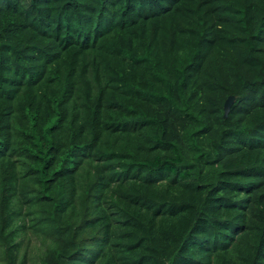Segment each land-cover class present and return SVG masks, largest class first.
<instances>
[{
	"label": "trees",
	"instance_id": "1",
	"mask_svg": "<svg viewBox=\"0 0 264 264\" xmlns=\"http://www.w3.org/2000/svg\"><path fill=\"white\" fill-rule=\"evenodd\" d=\"M0 264H264V0H0Z\"/></svg>",
	"mask_w": 264,
	"mask_h": 264
},
{
	"label": "water",
	"instance_id": "2",
	"mask_svg": "<svg viewBox=\"0 0 264 264\" xmlns=\"http://www.w3.org/2000/svg\"><path fill=\"white\" fill-rule=\"evenodd\" d=\"M232 101H233V96H228L227 99L225 100V102H224V116H226L228 114V111L230 109Z\"/></svg>",
	"mask_w": 264,
	"mask_h": 264
}]
</instances>
